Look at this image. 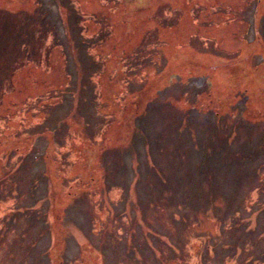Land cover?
Instances as JSON below:
<instances>
[{
  "label": "rangeland",
  "instance_id": "obj_1",
  "mask_svg": "<svg viewBox=\"0 0 264 264\" xmlns=\"http://www.w3.org/2000/svg\"><path fill=\"white\" fill-rule=\"evenodd\" d=\"M0 264H264V0H0Z\"/></svg>",
  "mask_w": 264,
  "mask_h": 264
}]
</instances>
